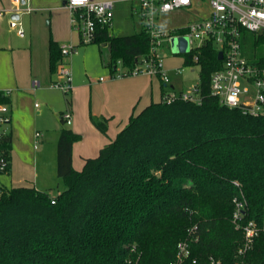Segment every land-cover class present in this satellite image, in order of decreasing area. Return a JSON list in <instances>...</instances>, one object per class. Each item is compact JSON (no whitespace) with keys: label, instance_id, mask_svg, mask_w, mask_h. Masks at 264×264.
I'll return each mask as SVG.
<instances>
[{"label":"trees","instance_id":"obj_1","mask_svg":"<svg viewBox=\"0 0 264 264\" xmlns=\"http://www.w3.org/2000/svg\"><path fill=\"white\" fill-rule=\"evenodd\" d=\"M92 43L108 49L102 63L112 72L119 61L132 69L150 51L144 25L130 36L97 27ZM242 49L251 64L264 67L263 37L243 30ZM49 54L54 75L62 55L52 39ZM217 55L212 43L184 54L186 66L199 67L200 104L152 103L81 171L72 166L80 136L63 128L57 175L65 189L55 197L0 186V264H172L178 243L191 236L197 241L184 264H264V115L229 109L211 95V76L222 66ZM8 102L0 94V103ZM92 120L107 133L106 120ZM11 151L4 135L0 174L11 170ZM234 199L244 203L243 223L261 228L242 259Z\"/></svg>","mask_w":264,"mask_h":264},{"label":"crops","instance_id":"obj_2","mask_svg":"<svg viewBox=\"0 0 264 264\" xmlns=\"http://www.w3.org/2000/svg\"><path fill=\"white\" fill-rule=\"evenodd\" d=\"M65 1L30 0L33 11L20 15L6 12L14 10L15 0H0V11H5L0 18V92L7 93L9 101L10 122L5 125L4 134L10 135L12 141L11 170L0 174L5 178L0 186L35 188L44 192L59 186L57 142L63 128L58 120L62 119L63 108L72 115L69 129L80 136L72 147V166L76 171H81L86 160L98 157L101 150L127 126L131 116L139 114L152 103L161 102L167 91L190 89L184 86L178 79L180 74L175 72L181 65L167 66L165 61L164 67L171 78L167 86L160 79L146 75L115 77L117 68L115 72L110 70L111 76L102 81L101 78L90 79L86 60L80 71L78 66L73 68L71 60L67 59L72 70L73 89L68 94L70 98H66L65 102L63 100L66 103L63 104L59 101L61 91L51 86L56 80V73L53 75L50 72L49 41L52 39L59 46L69 40L75 45L82 44L81 39L80 43L78 39L73 40L71 13L65 7ZM112 1L115 4L129 2L132 11L136 4L133 0ZM22 2L24 4L25 1ZM37 11L49 12L53 23L57 22L56 16H64V31L60 32L54 26L52 35L46 38V45L40 41L35 51L32 38L16 46L10 22L16 20L22 23V27L28 24L31 28L32 14ZM35 83L37 87H34ZM37 99L42 101L43 106L39 105ZM92 119L106 120L107 133H101ZM37 133L40 135L36 136ZM63 190H58V194Z\"/></svg>","mask_w":264,"mask_h":264},{"label":"built area","instance_id":"obj_3","mask_svg":"<svg viewBox=\"0 0 264 264\" xmlns=\"http://www.w3.org/2000/svg\"><path fill=\"white\" fill-rule=\"evenodd\" d=\"M15 0L14 10L20 15L29 14L33 10L29 5L30 0ZM136 4L133 12L142 20L149 37L150 51L148 56L136 60L132 69H126L115 77H128L146 75L161 80L166 86L170 84L169 72L164 67V58L161 50L172 37L186 36L189 40V52L201 49L206 43H212L214 48L223 53L222 66L211 76V95L218 97L221 103L229 109H239L251 116L264 115V67L253 65L244 55L242 49V31L254 33L257 37L264 38V0H133ZM207 1L208 12L199 16L194 11ZM65 7L71 13L73 28L79 31L81 43H92L95 39L97 27H108L112 30L116 4L112 0H66ZM192 12L196 19L186 25L179 26L170 31L160 30L157 20L160 16L171 12ZM5 11H0V18ZM10 28L16 30L23 38L25 31L22 23L16 20L10 22ZM62 60L57 66L56 80L52 88L70 94L73 89L72 70L66 62L72 54L77 53L74 46H60ZM192 61L198 62V57L193 56ZM118 63H121L120 61ZM122 65V63H121ZM182 67L176 74H181ZM101 81L103 78L100 79ZM38 84L35 83L34 87ZM7 96V93L0 92ZM202 100L200 84H196L182 92L167 91L162 102L172 104L176 101L200 104ZM38 107V104H36ZM9 107L0 103V142L4 137L3 126L10 122ZM67 125L72 124V115L67 112L62 116ZM40 134L37 133L36 136ZM6 162L0 152V172L4 171ZM235 210L233 223L236 229L244 234V243L238 250V256L244 258L252 249L255 239L259 236L261 228L256 222L243 223L244 203L234 199ZM56 200L52 199V204ZM197 241L192 236L177 245L176 261L172 264H184L191 257V243ZM196 264V261H193ZM210 264H221L220 261L211 259ZM240 264H246L242 261Z\"/></svg>","mask_w":264,"mask_h":264},{"label":"rangeland","instance_id":"obj_4","mask_svg":"<svg viewBox=\"0 0 264 264\" xmlns=\"http://www.w3.org/2000/svg\"><path fill=\"white\" fill-rule=\"evenodd\" d=\"M207 12H208L207 1L205 2V4L200 5L194 11V13L198 14L199 16L206 15ZM194 13L188 12L186 10L171 12L166 15L160 16L157 20V24L160 30L170 31L176 27L186 25L188 22L196 19ZM32 15H33L32 27L29 28L28 24L23 25L25 31L24 38H20L16 30L13 29L11 31V35L13 41H17L16 46H19L23 43V41H28L29 38H32L33 48L35 51L36 47H39L40 41H42L41 42L42 45H46L45 44L46 38H49L52 35V30L54 26L57 28L58 31L63 32L65 29V23H64V16H60V15L56 16L57 22L55 21L54 23L51 22V16L47 11L33 12ZM70 24H71L70 29L74 33L73 40L75 41L76 39H78L80 43L81 36L79 34V31L76 28H73L71 21ZM142 25H143L142 20L139 18V16H136L134 14V12L132 11L131 4L129 2L116 4V10L113 20V29H112V33L115 36H130L136 34L137 32L140 31ZM7 28L6 31H8ZM180 40L187 42L189 47V40L186 36L172 37L170 41L166 43L165 47L161 50V53H163V58L167 66L181 65L183 70L181 74L178 76V79L184 83V86L191 88L196 84H198L199 82V67H188L184 64L185 63L184 53L178 52V49H176L175 47V45ZM63 44L74 47L77 46L76 47L77 53L72 54L69 57V60H71L72 62L73 68H75V66H78L80 71H82L84 68L83 61L86 60L90 79L98 80L99 78H106L108 76L109 77L111 76L110 68L105 67L102 63V59H104L105 61L109 60V52L106 47L104 46L100 47L98 44L95 43L81 44L79 46L73 44L71 40L65 41ZM124 70L125 68L121 65V63H118L116 74L122 73ZM59 93H60L59 101H62L63 104H66L64 102L66 98H70V96L68 94H65L63 91ZM37 100L39 105L43 106L42 101L40 99ZM65 112L66 111L63 108V113L65 114ZM58 121H59V125H61L62 128H68V129L70 128L69 125L66 124V122H61L60 120ZM5 129L6 127L4 125L3 130L5 131ZM3 179L5 178L0 177V182L2 184L4 183ZM58 185H59L58 186L59 189L58 187H55V189L45 192L50 193V196L57 195L58 190L65 189L64 180L59 179Z\"/></svg>","mask_w":264,"mask_h":264},{"label":"water","instance_id":"obj_5","mask_svg":"<svg viewBox=\"0 0 264 264\" xmlns=\"http://www.w3.org/2000/svg\"><path fill=\"white\" fill-rule=\"evenodd\" d=\"M64 4H66V1L64 2ZM176 49H178V52H182L184 54L189 52V47L187 42L180 40L176 45H175ZM217 59L218 60H222L223 59V53L219 52L217 55Z\"/></svg>","mask_w":264,"mask_h":264},{"label":"snow or ice","instance_id":"obj_6","mask_svg":"<svg viewBox=\"0 0 264 264\" xmlns=\"http://www.w3.org/2000/svg\"><path fill=\"white\" fill-rule=\"evenodd\" d=\"M76 2H81V0H76Z\"/></svg>","mask_w":264,"mask_h":264}]
</instances>
